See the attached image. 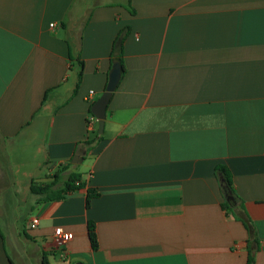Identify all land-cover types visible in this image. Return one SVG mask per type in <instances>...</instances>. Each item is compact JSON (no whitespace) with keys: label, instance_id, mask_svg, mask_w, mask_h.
I'll list each match as a JSON object with an SVG mask.
<instances>
[{"label":"crops","instance_id":"0c3cea01","mask_svg":"<svg viewBox=\"0 0 264 264\" xmlns=\"http://www.w3.org/2000/svg\"><path fill=\"white\" fill-rule=\"evenodd\" d=\"M122 30L124 71L86 152ZM3 151L25 165L17 194L0 164V264H246V217L264 264V0H0ZM62 168L83 186L30 193ZM7 206L30 214L23 228Z\"/></svg>","mask_w":264,"mask_h":264},{"label":"trees","instance_id":"16d2710c","mask_svg":"<svg viewBox=\"0 0 264 264\" xmlns=\"http://www.w3.org/2000/svg\"><path fill=\"white\" fill-rule=\"evenodd\" d=\"M129 9V6H128ZM126 31L127 30H122L118 33L116 38L113 41L112 44V49L110 53V65L114 61L118 62L120 66L121 73L124 71V66H123V60H122V44L126 36ZM70 61H72V57L70 56ZM79 72H78V81L76 83L74 93L77 90L79 80L81 78L82 74V63L79 62ZM101 139V135L98 134V132H93V137L90 139H87L85 142L82 143V145L85 147L86 152L89 151L95 143H97ZM65 168L58 169L52 176V180L48 184H44L41 186H34L33 184L30 186L29 191L32 194L36 195H42L43 196V201H51V200H59L63 198L64 195L69 194L83 186V184L80 182V174L76 172H68L63 176ZM215 174L216 178L219 181L220 184V190L222 192V195H233L234 190H233V184H232V177L228 169L222 165H218L215 167ZM63 177V178H61ZM61 180V181H60ZM60 183V186L58 188L54 187ZM96 194L93 192H88L87 194V200L86 202L88 203L89 199L94 197ZM222 208L224 209H230V203L229 201L224 202L221 205ZM248 218L242 220L244 225L246 226L248 232H249V238L247 240V260L246 264H254V258H255V253L259 249L258 245V239L257 235L255 233V230ZM88 237L90 240L91 247L93 249L96 248V236L94 233V228L91 223L88 224Z\"/></svg>","mask_w":264,"mask_h":264},{"label":"rangeland","instance_id":"374dc122","mask_svg":"<svg viewBox=\"0 0 264 264\" xmlns=\"http://www.w3.org/2000/svg\"><path fill=\"white\" fill-rule=\"evenodd\" d=\"M17 152H13L12 155H7L5 156L6 152H0V164H2L1 166L4 168V170L7 172V176H8V181L9 183H15L16 186V193L19 194L18 192V187L21 185V175H19V172L23 169V166L25 165V162L19 158L20 155ZM24 156H28L27 154H24ZM22 162V163H21ZM49 182H46L45 184H48ZM38 186V185H37ZM20 189V188H19ZM10 193H12L13 191H9ZM13 194V193H12ZM17 207L15 208H11L10 206H7L6 208V214L8 217L12 216V214L14 213V215L20 216V220H18V222H16V225L18 227L23 228L24 227V223L26 222V220H28L29 218V213H26L25 210L23 208H20V210H16ZM15 211V212H14ZM13 212V213H12ZM20 214V215H19ZM1 225V229H3V224ZM4 234L6 235V232L3 230ZM13 257V256H12Z\"/></svg>","mask_w":264,"mask_h":264},{"label":"water","instance_id":"95a60500","mask_svg":"<svg viewBox=\"0 0 264 264\" xmlns=\"http://www.w3.org/2000/svg\"><path fill=\"white\" fill-rule=\"evenodd\" d=\"M120 77H121L120 66L118 62L114 61L108 73V80L104 92L92 104L90 108L91 115L98 122L97 132L99 135L103 133L106 107L108 105L112 93L115 91L120 81ZM76 161H77V156H74L71 162L75 163ZM76 264H81V263H76Z\"/></svg>","mask_w":264,"mask_h":264},{"label":"built area","instance_id":"2783aa9c","mask_svg":"<svg viewBox=\"0 0 264 264\" xmlns=\"http://www.w3.org/2000/svg\"><path fill=\"white\" fill-rule=\"evenodd\" d=\"M38 223H39L38 217L33 216L29 219L28 228L30 230H34L37 228ZM69 240H70L69 234L63 232L62 229L56 228L53 231V236H52L51 242H52L54 248L59 249V250H63L65 248V246L67 245Z\"/></svg>","mask_w":264,"mask_h":264}]
</instances>
